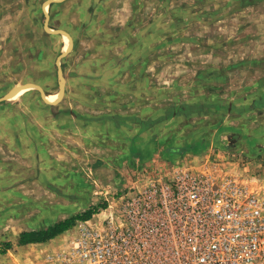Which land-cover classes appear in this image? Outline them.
<instances>
[{"label": "rangeland", "instance_id": "rangeland-1", "mask_svg": "<svg viewBox=\"0 0 264 264\" xmlns=\"http://www.w3.org/2000/svg\"><path fill=\"white\" fill-rule=\"evenodd\" d=\"M42 1L0 0V31L9 33L8 40L3 37L0 41V55H2L0 59L3 60L0 67L4 68V77L9 78L10 83L21 81L24 75L25 78H30L37 73L47 90L56 89L57 91L54 59L61 51L65 40L60 35H49L43 31L44 3L42 4ZM175 1L169 0L170 7L175 5ZM190 1L193 0H188ZM248 1L246 8L232 9V22H229L226 28H219L222 33L217 35L218 38L220 37L219 40L209 39L211 35L218 32L216 24L211 26L210 29L213 30L211 33L207 26H202L201 33L196 35L197 37L190 36L188 39L191 38V40L178 38L176 30H171L172 26L177 25L176 23L173 25L174 21H169L171 23L169 26L164 25L170 35L161 39L155 32H160L164 27L155 21L152 26L154 35H148L146 40L137 42L139 51H137L135 62L138 84L134 90L122 89L118 86V82L113 80L116 75L113 70L118 60L112 58V51L106 50L114 45V39L107 40L105 45H100V42L96 40L87 42L81 39V35H75L73 52L60 59V66L62 65L65 69L71 67L74 70H80L86 63L81 61L80 56L90 50L96 53L98 47L103 46L105 56L100 58V64H96V59L92 62L94 63V79L97 77L98 70L104 77V86L99 84L104 89L100 87L98 90L105 92L106 102L97 105L96 95L85 99L80 86L73 88L72 84H68L64 104H67L72 111L77 110L78 113L73 114L74 118L80 115L92 117L94 116L92 114L105 117L122 116V121H114V124L115 127H118L117 125L125 127L122 132L126 134L125 142L129 143L132 139L130 144L132 143L131 153L133 154L140 150L148 151L150 145H157L154 138H158L161 142L171 141L173 144L188 146L192 152L185 154L186 167L191 165L190 168L194 170L205 168L213 174L226 175L246 185L248 189L264 195V151L262 150L264 149V128L245 129L241 120L233 118L238 115L231 110L227 112V108L218 109L209 106L214 102L222 106L229 103L228 106H236L235 103L238 102L240 94L247 92L237 87L253 81L249 84L253 89L255 88L253 86L259 85V81L264 77V0ZM73 2V0H62L47 5L48 27L64 30L67 19L82 17L71 9ZM258 2H260L259 5ZM155 3L156 1L153 0L150 6L153 7L152 10H149V6L146 5V12L152 11L153 17L159 18L154 15L156 11L160 15L161 11L160 8L155 10ZM186 11L185 13L189 14ZM169 17L171 20V16ZM191 33L194 34L190 28V31H186L185 34ZM206 33L208 34L205 35ZM179 34L182 32L180 31ZM222 48L232 49L233 56L222 59L218 55L209 56L210 50L218 49L216 51L219 54V49ZM214 60H223V63L233 60L231 64H237L231 70V75H228L230 77H226L227 81L224 82V70L219 68V63H210L211 66L208 64L209 61ZM200 65L209 71L203 68V72H194L198 68L196 66ZM198 79H201L203 83ZM95 85V82L89 85L90 92L97 91ZM71 92H75L72 99ZM181 105L192 107L177 116L175 110H181ZM194 105H196L195 109H193ZM249 116L245 119L262 117L258 113ZM132 118L154 121L148 128L141 130L140 125ZM103 121L106 128L108 125L112 126L110 120ZM253 123L256 126L257 122ZM174 125L176 127H173ZM257 133L258 135H255ZM171 134L175 137L169 138ZM57 135L60 137H58L57 146L62 145V147L59 146L58 151L61 152L51 153V155L58 157L59 161L55 164L46 160L47 168L40 171L39 178L27 175V168L16 169L17 161H9L6 164L8 169L5 170L1 167L5 164L0 163V243L10 241L12 244L10 249L0 254V264H59L57 256L66 250L76 230V227L69 228L67 232L62 233V237L59 236L43 244L16 245V237L20 231L40 229L69 216L71 212H82V202H72L70 197L77 192L75 181L78 183V190L81 189L80 183H86V181H82L81 176L65 177L70 169H65L67 163H70L67 160L76 155L74 152L67 151L65 145H70L72 142L75 144V142L59 133ZM104 139L107 141V137ZM93 141L96 140L93 139ZM208 145L210 147H207ZM105 157L108 162L114 160L126 162L130 159L129 154L117 157L107 154ZM88 174L89 177L99 175ZM130 174L131 169H127L124 176L129 178ZM5 175L9 177L6 178ZM126 184L128 183L123 182L121 186ZM121 186H116L115 189L113 186V189L118 192ZM114 198L115 200H110L111 207L107 210L115 224L121 217L119 216L121 213L117 195ZM86 206H88L87 202H85ZM77 223L74 222L73 226Z\"/></svg>", "mask_w": 264, "mask_h": 264}, {"label": "crops", "instance_id": "crops-1", "mask_svg": "<svg viewBox=\"0 0 264 264\" xmlns=\"http://www.w3.org/2000/svg\"><path fill=\"white\" fill-rule=\"evenodd\" d=\"M73 1L71 9H74V13L82 15V17H70L69 20L67 19L66 21L64 30L69 34L72 40L71 49L66 55L70 52V54H72L73 52L72 47L74 46L75 35H81V39L87 42L89 40H96L97 42H100V45H105L107 40L114 39V45L106 51H112V58L118 60L116 63L117 66L115 70H113L116 73L113 80L118 82L120 88L126 90H134L137 88L138 80L135 62L137 51H139L137 42L146 40L148 35H154L152 32V26L155 21V23H159L164 27L160 32H155V34L160 35L161 39L164 36L170 35V32H168V29L164 25L169 26V24H171L169 21H174L172 22L173 25L175 23L177 25L176 27L172 26L171 30H176L178 38L182 39L183 37L184 40H187L190 36L195 38L197 37L196 35L201 33L202 26H207L208 29H210L213 24H216L218 32L214 35L209 34L212 36L209 37V39L213 38L219 40L220 37L218 38L217 35L218 33L219 35L222 34L219 28H226L229 25V22H232V9L234 7H241L242 9L246 8V5H248L249 2L248 0H193L190 2H188V0H176L175 5L171 6V8L169 0H155V10H159L160 8L161 11L160 15H158V11H156L157 13L154 15L159 18H154L152 11L146 12V5L149 6V10L153 9V7H150L151 4H153V0ZM259 4L260 2H258V5ZM43 8L45 10V3L43 4ZM170 10L172 12H170ZM185 11L189 14L185 13ZM169 16H171V20ZM190 28L194 34H185L186 31H190ZM197 30L198 32H195ZM178 31L179 33L181 31L182 34H179ZM212 31L213 30L210 29V33ZM8 34V32L0 31V41L3 37H6L5 39L8 40ZM207 34L208 33L205 35ZM60 36L64 40L63 35ZM37 37L40 38L41 36ZM188 40H191V38ZM102 47L103 46H99L96 53L90 50L85 51V53L80 56L82 59L81 61L86 62L84 67L80 70H74L71 67L65 69V67L61 65L64 88L62 96L57 102L54 101L55 103L53 104H46L47 102H43L35 88H29L10 100H0V163L5 164L1 165L2 169H8L6 164L9 161H17L16 169L27 168V175L39 178V176L41 177L40 171L47 168L46 160L55 164L59 161L58 157L51 155V153L56 154L61 152L58 151L60 150L59 146L62 147V145L57 146L59 137L57 133L72 139L75 144L72 142L70 145L65 146L67 151H70L71 153L74 152L76 155L69 159L65 156L66 160L68 159L67 161L70 162L69 164L67 163V167H65V169L70 168V171L68 170L66 172L65 177L72 178L74 176H81L82 181L85 180L86 183L81 182V189L78 190V183L75 181V191L77 192L76 194H72L70 199L72 202H82L81 211H84L83 209L87 210L88 208L96 207V212L91 213L90 215V217L93 218L98 217V211L102 209L98 207L97 204L104 202L105 207L106 202H110L111 199L115 200L114 196L118 194V192L114 190L116 186H121V183L128 182L137 177L157 176L159 173L175 166H187L185 154L192 152L188 146L173 144L171 141L161 142L158 138H154L153 140L157 145H150L151 147L148 151L140 150L136 152V154H133L131 153L133 148L132 143L130 144L132 139L129 140V143L125 142L126 136L124 135L126 134H124L125 132H122V129L125 127H122L121 125L115 127L114 124V121L121 122L122 116L116 115L105 117L99 116L98 114H92L94 115L92 117L82 115L77 116L76 118L73 117V114H75L77 110L72 111L67 104H64L66 97L65 92L68 84H72L73 88L80 86L82 90L81 93L84 94L83 97L85 99H89V97L93 98V95H96L95 102L97 105L99 103L105 104L106 102L104 95L105 92L102 93V91L98 90L101 87L100 85L104 86V77L99 74L100 70H98L96 73L97 77L94 79V63L92 62L93 59H96V64H100V58L105 56ZM216 50H210L209 56L214 57L215 55H218V57L222 59L223 57H230L234 54L232 49H219V54H217L218 51ZM60 52H62V49ZM231 61L233 62V60ZM232 62L223 63V60H214L209 61L208 64L219 63V68H221L222 71L224 70L225 82L227 81L226 77H230L228 75H231V70L237 65L231 64ZM2 63L3 60L0 59V64ZM229 64L230 66H228ZM196 67L198 68H196L194 72H203V68L209 71L206 67L202 68V65ZM4 76V68L0 67V96L10 88L19 86L25 82L37 84L42 88L43 93H46V95L48 92L56 90H47L46 85L42 84V79L37 73H34L30 78H25L24 75L21 81H12L11 83L9 82V78ZM94 82L96 83L95 89H97V91L90 92L88 87ZM252 82H247L246 84L237 87L239 90H245L247 92L240 94V97L237 99L238 102L235 103L236 106H228L230 103L222 106L217 102H214L213 104L211 103L209 106H214L218 109L227 108V112L231 110V112L238 115L233 116V118L241 120L242 126L245 129L253 128L259 130L264 128V113H262V110H264V77L259 81V85L253 86L255 87L253 89L249 85ZM201 83H203L202 80ZM183 87H185V85ZM56 92L57 91L54 93ZM54 93H49V95ZM74 93L75 92H71V99L73 98L72 95ZM215 97L218 98V96ZM81 104L83 103L81 102ZM128 104H131V102H128ZM191 107L192 106L183 105L181 110H175V114L177 116L181 115L183 112L191 109ZM195 108L196 105H194L193 109ZM257 113L258 115H262V117L257 119H245V117ZM171 114L175 115L174 113ZM104 119L110 120L113 127L108 125L109 129L106 128L103 123ZM254 121L257 122L256 126L253 123ZM173 127H176V125ZM173 135L174 134H171L169 138H172ZM241 135L242 134H240V136ZM255 135H258V133ZM104 137H107V141ZM93 139L96 141H93ZM187 141L188 140H186V142ZM209 145L207 147H210ZM205 148L206 147H204V149ZM262 150L264 151V149ZM107 154L115 157L122 154H129L130 159L126 162L121 160L115 161L114 159V161L108 162L105 159V155ZM190 166L191 165H189V167ZM127 169H131L129 178L124 176ZM88 173L99 175L89 177ZM100 174L102 176H100ZM7 176L9 177V175H5L6 178ZM23 176L25 177V175ZM85 202L88 204L86 207ZM76 213L80 212H71L69 215ZM81 221L83 220L75 222ZM68 230L69 229L62 233H65ZM62 233L48 241H53L55 240L54 238L59 236L62 237ZM45 242L29 243L25 245L43 244Z\"/></svg>", "mask_w": 264, "mask_h": 264}, {"label": "built area", "instance_id": "built-area-1", "mask_svg": "<svg viewBox=\"0 0 264 264\" xmlns=\"http://www.w3.org/2000/svg\"><path fill=\"white\" fill-rule=\"evenodd\" d=\"M127 183L118 221L106 202L78 222L59 264H264V195L180 165Z\"/></svg>", "mask_w": 264, "mask_h": 264}, {"label": "trees", "instance_id": "trees-1", "mask_svg": "<svg viewBox=\"0 0 264 264\" xmlns=\"http://www.w3.org/2000/svg\"><path fill=\"white\" fill-rule=\"evenodd\" d=\"M133 120L136 118H132ZM135 121V120H134ZM137 123L140 125L141 130H145L153 123L154 120H139ZM140 122V123H139ZM98 207L104 208V202L97 204ZM96 208H88L80 213L69 215L65 218L57 220L52 224H49L40 229L33 230H22L17 234L16 245L21 246L29 243H40L48 241L56 235L62 233L63 231L69 229L73 226V223L78 220H87L89 219L91 213H95ZM10 241H3L0 243V254L5 253L8 249L11 248Z\"/></svg>", "mask_w": 264, "mask_h": 264}, {"label": "water", "instance_id": "water-1", "mask_svg": "<svg viewBox=\"0 0 264 264\" xmlns=\"http://www.w3.org/2000/svg\"><path fill=\"white\" fill-rule=\"evenodd\" d=\"M62 0H43L42 1V4L43 3H47V5H49L50 3H53V2H60ZM43 21H42V29L44 32H47L48 34H56V35H59L61 32H64L68 37H69V48L67 51L65 52H59L56 56H55V59H54V64H55V69H56V80H57V97H56V101H58L60 99V97L62 96V93H63V88H64V79H63V74H62V69H61V66H60V59L65 56L67 54V52L70 51L71 49V46H72V40L69 36V34L60 29V28H56V29H52V28H49L48 25H47V21H48V13L46 10H43ZM21 86H29V87H32V88H35L39 95H40V98H42L43 101L44 100V93H43V90L40 86H38L37 84H34V83H29V82H25V83H22L20 84L19 86H14L12 88H10L7 92H5L2 96H0V100H6L8 98V96L15 90H17L19 87ZM46 104H51V103H46ZM136 122L137 119H134ZM140 123V122H139Z\"/></svg>", "mask_w": 264, "mask_h": 264}, {"label": "bare ground", "instance_id": "bare-ground-1", "mask_svg": "<svg viewBox=\"0 0 264 264\" xmlns=\"http://www.w3.org/2000/svg\"><path fill=\"white\" fill-rule=\"evenodd\" d=\"M45 10L47 11V3L46 2H45ZM59 35H63L64 36L65 44H64V46L62 48V52H65L69 48V43H70L69 37L64 32H61ZM29 88H32V87H29V86H21V87H19L17 90L13 91L8 96L7 100H10L11 98H15L16 95H18L19 93H21V92H23L25 90H28ZM57 94H51V95L47 94L46 95V93H45L44 94L45 95V97H44L45 102L53 104V102L56 101ZM46 98H47V100H46Z\"/></svg>", "mask_w": 264, "mask_h": 264}]
</instances>
